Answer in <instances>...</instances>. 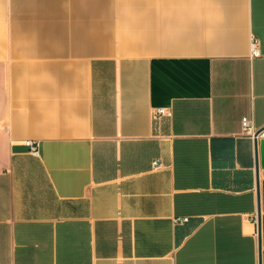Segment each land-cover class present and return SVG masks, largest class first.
Returning a JSON list of instances; mask_svg holds the SVG:
<instances>
[{"label":"crops","instance_id":"1","mask_svg":"<svg viewBox=\"0 0 264 264\" xmlns=\"http://www.w3.org/2000/svg\"><path fill=\"white\" fill-rule=\"evenodd\" d=\"M245 117L264 0H0V264H264Z\"/></svg>","mask_w":264,"mask_h":264},{"label":"built area","instance_id":"2","mask_svg":"<svg viewBox=\"0 0 264 264\" xmlns=\"http://www.w3.org/2000/svg\"><path fill=\"white\" fill-rule=\"evenodd\" d=\"M251 51H252L253 57H260L262 55L261 49H260V43L256 38H254L252 41ZM169 116H171V112L166 108H155L153 110V119L156 122L161 120L163 117H169ZM242 126H243V130H244L245 134H247L253 138L256 137L257 130L255 128L253 121L250 118H248V117L243 118ZM260 136H264V132L261 133ZM26 145L28 147H30L31 152H33L34 154L39 153V142L28 141L26 143ZM156 165H157V162H155V166ZM188 221L189 220L187 218H185L181 221V223H186Z\"/></svg>","mask_w":264,"mask_h":264},{"label":"water","instance_id":"3","mask_svg":"<svg viewBox=\"0 0 264 264\" xmlns=\"http://www.w3.org/2000/svg\"><path fill=\"white\" fill-rule=\"evenodd\" d=\"M264 132V129L258 131L256 133V145H257V139L259 138L260 134ZM258 163V162H257ZM257 174H258V164H257ZM257 191H258V198L260 200V183H259V176L257 175ZM258 224H259V245H260V252H261V248H262V224H261V211L259 208V220H258Z\"/></svg>","mask_w":264,"mask_h":264}]
</instances>
